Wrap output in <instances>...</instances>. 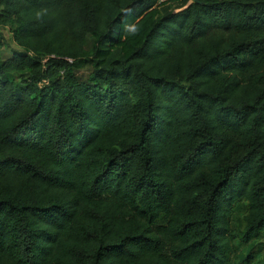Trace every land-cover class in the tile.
<instances>
[{
	"label": "trees",
	"instance_id": "16d2710c",
	"mask_svg": "<svg viewBox=\"0 0 264 264\" xmlns=\"http://www.w3.org/2000/svg\"><path fill=\"white\" fill-rule=\"evenodd\" d=\"M0 26V264H261L264 0H0Z\"/></svg>",
	"mask_w": 264,
	"mask_h": 264
},
{
	"label": "rangeland",
	"instance_id": "374dc122",
	"mask_svg": "<svg viewBox=\"0 0 264 264\" xmlns=\"http://www.w3.org/2000/svg\"><path fill=\"white\" fill-rule=\"evenodd\" d=\"M0 35L5 39L7 42L8 48L6 51V54L4 57L11 56L12 52L18 51V47L12 40V36L9 32L8 27H1L0 26ZM95 38L89 39V49H92L93 45L95 44ZM239 214H236L235 217L238 218ZM239 243H242L241 241ZM238 250H241V253L244 254L245 248H243L244 245L237 244ZM253 257H255V261L259 262L261 264L264 263V237H261L260 242H257L253 246Z\"/></svg>",
	"mask_w": 264,
	"mask_h": 264
},
{
	"label": "water",
	"instance_id": "95a60500",
	"mask_svg": "<svg viewBox=\"0 0 264 264\" xmlns=\"http://www.w3.org/2000/svg\"><path fill=\"white\" fill-rule=\"evenodd\" d=\"M193 2H190L189 6L192 4Z\"/></svg>",
	"mask_w": 264,
	"mask_h": 264
}]
</instances>
